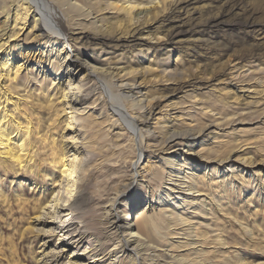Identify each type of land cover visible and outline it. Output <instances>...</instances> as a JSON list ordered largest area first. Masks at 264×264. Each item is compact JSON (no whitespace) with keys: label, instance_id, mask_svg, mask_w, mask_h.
Instances as JSON below:
<instances>
[{"label":"rangeland","instance_id":"1","mask_svg":"<svg viewBox=\"0 0 264 264\" xmlns=\"http://www.w3.org/2000/svg\"><path fill=\"white\" fill-rule=\"evenodd\" d=\"M42 1L53 2L54 0ZM93 1L96 3L95 8L98 12H92L86 18L87 21L82 24L92 23L93 20L95 22L101 17L103 18L101 22H108L113 27L118 26L116 30L114 29V35L116 38L123 37V40L117 42L93 40L90 34H96L94 27L99 26L101 22L90 24L87 29L89 33L84 37L78 35L79 30L75 28L72 30L64 25L65 39L70 41L72 50L73 46L78 48L79 52L75 53L79 55L80 60L84 62L86 57L88 59L93 57L98 61L108 58L114 62L118 59L123 62V66L128 65L129 62L133 64L132 66L138 64L136 65L139 66L138 70L146 67L147 60L150 65H153V76L146 75L144 78L150 80L145 82L142 81V77H139L136 85L139 84L142 94L146 90L149 92L156 89L154 97L158 102L155 103V116H158L166 103L185 102L188 99H185L187 94L194 97L192 100L189 99L192 104L186 103L181 108H190V112L194 109L199 110L196 103L200 98L201 101L209 102L212 99L226 97L228 108L224 117L232 124L218 126L224 129L215 130L213 133L221 138L212 140V147L211 144L209 147L215 149L218 142L227 143V152H225L227 155L209 157L214 158L215 161L227 162H223L221 166L208 164L203 173L202 182L199 184L203 187V195L209 197H207L209 202L208 200L202 202L204 206L199 208L200 210L190 209L187 201L184 202L185 205L181 201L182 194L186 192L185 184L175 182L180 177L175 175V178L168 180L166 173L169 165L166 167L163 161L167 158L166 152L156 153L155 148L152 147L147 149V146H154L155 143L143 139L141 145L145 153L136 162V183L132 186L130 164L135 163L134 160H136L133 158L136 146L133 145L132 137L124 134L117 138L118 140L115 138L114 134L117 130L109 126V122L114 123V118L109 122L104 121L107 115L103 113L99 116L101 110L94 102L96 96L90 94L84 102L90 104L79 116V123L75 125L77 127L74 126L76 129L69 128L67 132H63L67 138L74 137L73 141L68 139L66 143L68 149L75 148L78 160L81 159V168L77 177L74 178L72 195L66 203V206H72L69 212L64 211L65 208L57 219H54L52 206L44 203L45 200H50L51 189L57 191L59 188L50 181L58 180L59 175L57 169L48 164L46 157L41 155L35 157L32 173L0 162V264H87L90 261L86 259L87 256H81L77 260L71 255L76 248L63 245V240L68 238L64 234L68 229L60 232V229L55 226L61 225L60 218L61 221H65L62 225L72 224L71 228L77 227L76 232L79 231L85 238L87 243H83L82 248L78 249L80 253L83 252L84 255L82 250L87 248L99 254V262L95 264H131L126 253L117 251L119 246L116 247L115 243L120 230L115 228L113 215L118 214L117 222L126 225L127 216L133 220V215L144 203L153 206H150L149 215L152 213L150 216L153 222L159 225V233L155 234L151 243L157 245L160 253L166 258L160 257L152 262H145L146 264H174L169 262L170 256L181 255L189 261L187 264H200L201 259L210 260L206 264H264V93L259 94L262 87L264 88V0ZM176 1L184 3L172 11L174 7L171 4ZM65 7L61 8L65 10ZM29 20L26 21V27ZM27 31L28 29L23 28L16 39L21 43L25 42L28 37V35L25 36ZM54 48L58 49L59 46ZM156 61L167 65L170 70L182 71L181 78L166 82V79H162L163 82L153 83L152 78L160 75V69L154 65ZM95 66L105 67L99 64ZM27 67L39 68V76L46 78L43 88L51 86L47 82L49 79H53L58 84L61 82L60 76L55 79L50 66L46 68L43 64L39 66L32 64ZM236 74H240V80L246 79L243 81L244 84L236 82L239 76L234 80L230 79ZM227 82L236 84V88ZM260 82L262 84L258 87L257 84ZM34 85L28 84L24 88L21 87L18 94L25 98L31 92L33 102L41 100L35 97L37 93H40L38 89H35L39 85L36 83L35 88ZM55 98L52 107L60 108L62 102ZM34 107L36 109L37 106ZM85 107L86 105H82L76 109L82 111ZM53 108L49 111L42 107L36 109L35 117H38V125L43 132L47 131L46 126L49 124L47 118ZM232 112L234 116H230ZM184 113L180 114L179 121L189 122L185 119ZM154 115L153 123H156L157 119ZM171 116L180 117L177 110L171 111ZM206 123H209V120ZM190 124L193 126V123ZM51 126L56 130L48 126L50 132L47 135L51 133L55 141L59 142L62 130H58L56 124ZM80 126H85L87 129L85 136L82 135L84 128ZM74 129L77 132L72 134ZM181 149L184 153L188 152L184 148ZM198 149L199 147L195 145V151ZM244 152H247L251 161L255 162L250 164V168L231 161L237 155L242 157ZM179 156L181 158V155ZM195 170L197 171L198 168ZM184 171L186 172V169ZM155 172H158L161 177L159 181L155 179L157 182L152 179ZM195 178L197 179L196 175ZM196 179L195 182L198 183L199 180ZM138 184L141 185L138 186ZM115 197V203L118 204L116 209L110 206L111 200ZM198 198L203 199V197ZM39 204L45 209L42 212L43 215L36 219ZM219 205H221L220 208ZM170 209L176 210L175 212L182 219L185 216L183 220L188 223L184 222L187 226L183 224L182 229L181 224L176 222L175 227H178L174 229L181 231L178 233L180 236L177 235L175 238L174 235H171V238L169 233L173 228L170 229L169 222H166L165 212H169ZM190 227L193 229L191 230ZM161 237L162 239H159ZM173 241L174 245L170 246ZM190 241H197L199 245L190 246ZM92 246L94 248H91ZM167 249L170 252H167ZM200 250V253H204L200 254ZM146 254H150V251Z\"/></svg>","mask_w":264,"mask_h":264},{"label":"bare ground","instance_id":"2","mask_svg":"<svg viewBox=\"0 0 264 264\" xmlns=\"http://www.w3.org/2000/svg\"><path fill=\"white\" fill-rule=\"evenodd\" d=\"M182 3L184 2L176 1L171 4L174 7L173 10L172 7L170 9L174 11L176 7L178 9ZM95 5L96 3H94L93 0H54L53 2H44L42 0H0V162H2L4 165H14L18 170L29 171L32 173L34 169L33 164L35 162V157L38 155L46 157L48 164L52 167H55L59 175L58 180L50 181L54 184V186H59V188L57 191L56 189L52 188L49 194L50 200H45L44 203L52 206V216L54 219H57V217L65 208L66 209L64 211L69 212L72 209V206H66V203L69 202V199L72 195L73 187L75 185L74 178L77 177L78 171L81 168V159L78 160L79 157L76 155L77 152L75 151V148L71 150L68 149V144L66 143L68 139L73 141L74 137L70 136L67 138V135H63V132H67L69 128L77 127L75 125L79 123V116H81L82 112L85 111L88 108V104H90L84 102L87 101V96L92 94V96H96V98L94 97V102L97 103V106H99V109L101 110L99 116L105 113L107 117L104 118V121L106 122H109L112 118H114V123L109 122V126L110 128L113 127L117 130V132L114 134L115 138L117 139L124 134H129L132 137L133 145L136 146H134L135 153L133 156V158L136 160H134L135 163L132 162L130 164L132 166V177L130 184L133 186L134 183H136V162H138L141 159L143 153H145L143 145H141L143 142L142 140L144 139L147 142L152 141L155 143V145L147 146V149L148 147H152L155 148L156 153L158 151L161 153L166 152L165 155L167 158H164L163 161L166 167L169 165V170L166 173L168 175L167 177H169L168 180H171L176 175L179 176L180 179L175 180V182L179 181V183L185 184L184 187L186 188V192L182 194L181 199L183 204L187 201L186 203L188 205L190 204V209L193 208L194 210H200L199 208H203L204 206L202 202L205 200H208L209 202V199H207L208 196L203 195V187L199 184L202 182V178L204 176L203 173L207 169L208 164L213 163L216 166H221L223 162H227L225 160L223 162L215 161L214 158L210 159L209 157H223L227 155V153H225L227 152V143L218 142L215 149L211 148L213 144H211V142L217 140V138H221L218 137V135H214L213 132L215 130L224 129L218 128V126L223 127V125L232 124L229 123L228 120H225L226 117H224V113L228 108V103L225 101L226 97L212 99L209 102L201 101L202 99L200 98L196 103L199 106V110L194 109L192 110L193 112H190V108H181V106L186 103L192 104L190 100L194 99V97H192L191 94H187L185 99H188H186L185 102H182L181 104L178 102L166 103L162 106L160 110L161 112H159L158 116H155V103L158 102L154 97L156 89H152L149 92H146V90L145 93L142 94L139 84L136 85V81L139 77H142V81L144 82L146 80H150L149 78L146 79L144 77L146 75L153 76V65H150L146 60V67L138 70L139 66H136L138 64L132 66L133 64L129 62L128 65L123 66V62L121 60L115 59V57L114 62L111 61L112 59L108 58L106 60L98 61L93 57H90V59L86 57L89 62L86 59H84V62H82L79 55L75 53L79 52L78 48L73 46L74 49L72 50L70 41H68L67 38L65 39L66 34L63 28L64 25L68 26L72 30L73 28L79 30L78 35H83L84 37L89 33L87 29L90 24L94 25L95 22L100 23V20H103V18L100 17L95 22H93V20L92 23L90 22L87 24H82V22L85 23L87 21L86 18H88L92 12H98L96 11ZM61 7H65V10H63L64 8L62 9ZM80 17L83 19L81 20ZM78 18H80V20L75 21ZM27 19L30 20L27 22L26 27ZM118 21L120 22V20ZM23 28L25 30L28 29L25 35H28V37L25 42L21 43V41L16 39V37L18 36L19 32L23 30ZM94 28L98 33L96 32V34H90L93 40H114L116 42L123 40V37L116 38V35H114V29L116 30L118 28L117 25L116 27H113V25L108 24V22H101L99 26ZM56 46H59V48H54ZM37 48H40L41 50H38ZM32 64H35V66L43 64L46 66V68L50 66L55 79L56 77L60 76V84L55 83L53 79H49L47 82H49L51 86L48 88H43L42 85L44 82H46L44 80L46 78L39 76L40 71H38V67V69L27 67V65ZM96 64L105 67H96ZM154 65L157 66V69H160V75H155L152 78L153 83L163 82L161 81L162 79H166V82L174 80L175 78H181L182 71H179L178 69L170 70L167 65H164L159 61H156ZM237 76H239V79L236 82L244 84L243 81L246 79L240 80V74L231 76L230 79L234 80ZM39 79L41 80L38 81ZM36 83L39 85L38 88H35L37 87ZM227 83L230 86H236V84L234 85L231 82ZM28 84H35L34 88L40 91V93H37L35 97L40 98L41 100H36L34 97L37 102H33L31 99L33 96L31 92L25 98H22V96L18 94V90L21 89V87H26ZM260 84L262 83L260 82L257 84V86ZM251 86L256 87V85ZM247 88H249V86H247ZM242 90H244V88H242ZM263 93L264 88L262 87V90L259 92V94ZM55 97L64 103H61L60 108L55 106V108L52 107L54 105ZM261 99L263 101V98ZM260 101L261 100H259V102ZM82 105H86L82 111L76 109V107ZM34 106H37L36 109L42 107L47 111L53 108V111L48 116L47 121L49 123L48 126L52 127V130L55 128L51 126V124H56L58 130H62V133L59 135V142L55 141L51 133L47 135V133L50 132L48 131V126H46L47 131L45 132H43L41 127H39L38 117H35L36 109ZM173 110H177L180 117H172L171 111ZM183 112H185L184 115H186L185 119H188L189 122L179 121V118H181L180 114H183ZM47 114H49V112ZM68 114L70 115L68 116ZM153 115L157 119L156 123H153ZM234 115L235 114L232 112L230 116ZM215 116L217 118H215ZM207 120H209V123H206ZM190 123H193V126ZM80 127L82 129L84 128L82 132V135H84L85 132H87V129H85V126ZM75 129L72 131V134L77 132ZM209 134H213L214 136L211 137ZM210 144L211 147H209ZM195 145L199 147L197 151H195ZM181 148L186 149V151L188 150V152L184 153ZM179 155H181V158ZM241 156L242 157L237 155L231 161H234L235 164L237 163L243 167H249L251 163H255L251 161L250 155L248 156L247 152L242 153ZM196 165H198V167ZM196 168H198V170L202 168V170L196 171ZM185 169L186 172L184 171ZM215 169H217V167H215ZM180 173H183V175L180 176ZM195 175L197 179L195 178ZM160 178L161 177H159L158 172L153 173V180L156 179L159 181ZM195 179L199 180V182H195ZM156 180L155 182H157ZM209 180L211 182V179ZM57 181L58 184H56ZM141 184H138V186ZM176 187H178V185H176ZM61 189H63V192H61ZM198 197H203V199H199ZM114 199H116V197L111 200L110 206L111 208L116 209L118 204L115 203ZM38 206V216H36V219L43 215L42 212L45 209V207H42L40 204ZM150 206L152 205L149 204L148 206V204L144 203V205L140 207V209H138V211L133 215V220L127 216L126 225H121L117 222L119 219L118 214L113 215V222L116 224L115 228L116 230H120L119 234L116 236L115 244L116 247L119 246L117 251L121 250L119 252H123V254L126 253V255L130 258L131 264H146L145 262H152L159 259L160 257H164L162 253H160L158 246L151 243L155 234L159 233V225H156V223L153 222V219L150 216L152 213L149 215ZM163 206L167 207L168 204L167 206ZM220 206L221 205L218 207L220 208ZM189 208L187 206V209ZM165 210L167 211V209ZM173 210L170 209L169 212H165V215H167L166 222H169V228H173L169 234L170 236L174 235L175 238V236L179 235V231H181L174 229L178 227H175L176 222L181 224L180 228L182 229L184 222H187L183 220L185 216L182 219L180 215L175 212L176 210ZM59 222H61V225L57 224L58 226H55L60 229V232L68 229L64 233L68 238L63 240V245L73 246L76 248L71 252V255H73L72 257H76L78 260L81 256H87L88 258L86 259L90 260L87 264H95L99 262V254L95 252V250H87V248H85L82 250L84 251V255L82 254L83 252H79L78 249L82 248L83 243L87 242L85 238L82 237V233L80 234L79 231V233L76 232L77 227L71 228V226H73L72 224H68L66 226L62 225L65 221H61V218ZM78 228L80 230V227ZM192 229L193 228H191V230ZM159 239H162V237ZM174 243V241L171 242L170 246L174 245ZM197 244L199 245L197 241H190L189 243L190 246H195ZM91 248L94 247L92 246ZM108 251L110 252L111 250L109 249ZM149 251L150 254H146ZM167 252H170V250ZM200 252L201 250L199 253ZM171 255L173 256V254ZM181 256H170V258L167 259L169 262L171 261L174 264L189 263V261ZM208 261L201 259L200 264L209 263Z\"/></svg>","mask_w":264,"mask_h":264}]
</instances>
